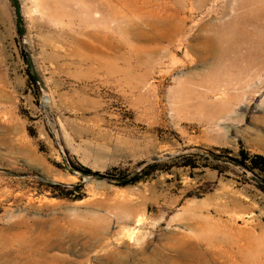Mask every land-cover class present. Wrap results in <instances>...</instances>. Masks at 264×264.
<instances>
[{
	"label": "rangeland",
	"instance_id": "obj_1",
	"mask_svg": "<svg viewBox=\"0 0 264 264\" xmlns=\"http://www.w3.org/2000/svg\"><path fill=\"white\" fill-rule=\"evenodd\" d=\"M262 6L0 0V264H264Z\"/></svg>",
	"mask_w": 264,
	"mask_h": 264
},
{
	"label": "trees",
	"instance_id": "obj_2",
	"mask_svg": "<svg viewBox=\"0 0 264 264\" xmlns=\"http://www.w3.org/2000/svg\"><path fill=\"white\" fill-rule=\"evenodd\" d=\"M231 164L241 168V169H249L250 172H257L262 178H264V158L261 156H252L248 158L244 152H241V159L240 160H228ZM249 161V162H248ZM248 162V164H246ZM249 165V166H248ZM152 169L153 167H148L147 170ZM156 170V169H155ZM154 170V171H155ZM150 171H145L142 174H134L132 176H127L124 172H119L117 176L111 174H105L103 176L98 174H92L91 172L85 170L83 171L84 174L95 176L98 179H104L108 183L114 184L118 187H126L129 185H134L141 180L143 177H148L150 175ZM109 175V176H108Z\"/></svg>",
	"mask_w": 264,
	"mask_h": 264
},
{
	"label": "bare ground",
	"instance_id": "obj_3",
	"mask_svg": "<svg viewBox=\"0 0 264 264\" xmlns=\"http://www.w3.org/2000/svg\"><path fill=\"white\" fill-rule=\"evenodd\" d=\"M50 1V0H49ZM52 1V0H51ZM96 2V1H95ZM72 3H74V2H72ZM77 3V2H76ZM94 3V2H93ZM73 5V4H72ZM82 5V4H81ZM263 5V4H262ZM102 6V5H101ZM180 6V5H179ZM263 7V6H262ZM264 8V7H263ZM58 10V9H57ZM89 10V9H88ZM176 14V13H175ZM164 16V15H163ZM158 20V19H157ZM160 20H162V19H160ZM159 20V21H160ZM164 20V19H163ZM168 20V19H167ZM170 20V19H169ZM175 21V20H174ZM163 22V21H162ZM161 22V23H162ZM170 22H172V21H170ZM165 23H167L166 24V26L169 24V21L168 22H164V24ZM154 24H156V23H154ZM159 24V23H158ZM164 24L162 23V26H164ZM173 24V23H172ZM101 25V24H100ZM160 25V24H159ZM95 26V25H94ZM170 26V25H169ZM169 26H168V28H169ZM156 27V26H155ZM153 28V27H152ZM170 28H173V27H171L170 26ZM174 30V29H173ZM180 30V29H179ZM170 31H171V29H170ZM169 31V32H170ZM179 33H181V32H179ZM218 42H220V41H222L220 38H219V40H217ZM215 42L216 41H208V42H206V43H208V46H214L215 45ZM217 43V42H216ZM173 244V243H172ZM223 245H224V242L222 241V240H219L218 239V241H217V245H216V247H217V250H216V248H215V250H214V253H211L209 250L208 251H206L205 253L207 254V253H209V256L211 255L212 257H214V255H216L217 256V258L218 259H224L225 257H227L228 259H230L231 260V257H229V255H227V252L226 251H222V249H223ZM208 247V246H207ZM237 247V246H236ZM244 250H246V248H239V247H237V251H238V254L239 253H242ZM217 251V253H215ZM184 252H186V251H184ZM188 252V251H187ZM177 254V253H176ZM38 255V254H37ZM178 255V254H177ZM200 259H202V258H200ZM227 259V260H228ZM212 260V259H211ZM213 261V260H212ZM231 261H233V259L231 260ZM221 262V261H220ZM207 263V262H206ZM231 264V263H230Z\"/></svg>",
	"mask_w": 264,
	"mask_h": 264
}]
</instances>
